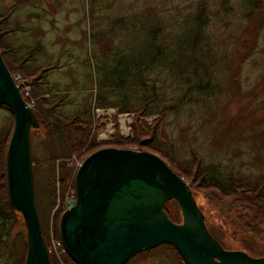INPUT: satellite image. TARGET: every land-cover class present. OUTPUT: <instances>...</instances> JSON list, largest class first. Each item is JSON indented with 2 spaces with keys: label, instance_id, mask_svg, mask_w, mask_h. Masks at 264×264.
Here are the masks:
<instances>
[{
  "label": "rangeland",
  "instance_id": "rangeland-1",
  "mask_svg": "<svg viewBox=\"0 0 264 264\" xmlns=\"http://www.w3.org/2000/svg\"><path fill=\"white\" fill-rule=\"evenodd\" d=\"M17 1L0 0V13L7 12ZM26 1L29 4L23 2L18 5L14 15L10 16L6 30H12L17 22L30 28L26 30L25 26L23 31L13 30L7 36V41L12 47L21 45V56H28L27 72H12L22 95L27 97V102L35 111L42 106L40 102L43 99L34 87V80L39 73L44 72V77L40 79L43 81L41 86L51 94L45 97L48 102L44 107L51 106L52 112L61 118L53 116L52 120L38 113L39 124L31 128L32 155L36 159L33 162L37 178L36 204L49 252L58 264H79L64 249L56 227L59 226L60 231L62 211L74 199L75 193L77 195L76 180L73 184L72 178H76L84 160L97 150L108 147L144 151L141 149L146 146L141 145V141L152 133L155 135L158 128L160 151L173 167L180 170L188 186L192 184L195 188L192 191L189 187L205 216L208 229L231 246L227 249L250 247L264 252V223L257 228L249 226V221L254 225L260 222L255 219L257 212L251 208L253 205L236 198L209 200L200 190H196V177L188 172L196 155L204 164L217 165L226 176L233 174L244 179H264V8H259L247 18L243 13L245 0L207 1L212 7L211 13L219 15L215 23L208 27L213 40L210 50H206L210 57L204 63L209 65L212 74L204 77L199 74L198 78L190 71L182 77L173 75L166 62L164 66L158 67L151 75L150 82L156 83L158 91H162L160 107L165 109L178 103V108L166 109L157 124L155 122L152 127H147L146 122L152 124L156 116L145 118L137 115L136 111L119 113L116 105L105 107L106 104L98 105V101H95L99 80L97 61L100 58L105 60L109 49L120 44V40L123 44L121 38L124 36L125 44H132L131 34L127 32H122L126 33L123 35L108 33L106 16L102 13V7L106 9L108 3L102 6L104 0ZM199 1L139 0V4H144L146 8L155 5L158 9L156 12L165 18L173 16L167 20L178 23L174 29L181 33L182 27L186 26L185 20ZM223 1L230 8L218 14ZM133 2L119 0L117 7L108 11V16L115 18L127 14ZM34 4L42 9H37ZM138 32L137 29L135 34H140ZM33 49L36 51L30 55ZM28 71L31 74L29 76ZM34 71H38V74H33ZM188 76L191 77L190 87L185 83ZM199 80L208 82L210 89L199 91L200 85H194ZM119 91L115 87L112 92L105 91L103 95L116 102L119 100ZM127 91L132 108L138 109L145 92L137 85L130 86ZM183 96L187 99L182 102ZM196 98L199 100H193ZM85 111L87 113L82 114L83 118L89 119L91 123L81 122L76 117L77 113ZM66 122L69 123L66 129L86 137L82 143H73L72 138H66ZM60 124L64 127L62 131ZM14 125L13 112L6 105H0V132L7 134V139H11ZM116 141L117 144L114 143ZM146 149L154 151L155 148ZM69 172L72 176L68 181L66 177ZM166 207L174 222H183V213L176 200L166 201ZM15 211L18 219L8 222V229L13 232L11 239L6 242L15 248L14 257L18 252L17 255L23 258L25 253L27 257L24 245L28 241V232L23 215ZM5 245L0 246V254ZM65 254L71 260H66ZM126 264L186 263L173 245L163 243L138 252Z\"/></svg>",
  "mask_w": 264,
  "mask_h": 264
},
{
  "label": "water",
  "instance_id": "water-1",
  "mask_svg": "<svg viewBox=\"0 0 264 264\" xmlns=\"http://www.w3.org/2000/svg\"><path fill=\"white\" fill-rule=\"evenodd\" d=\"M0 105L15 117L7 152V184L13 207L28 232L26 264H53L36 204L31 128L37 114L26 101L0 52ZM77 202L60 219L65 250L79 264H126L138 252L173 245L186 264H264V256L227 249L180 177L150 151L108 147L87 157L76 174ZM176 200L183 222L166 201Z\"/></svg>",
  "mask_w": 264,
  "mask_h": 264
},
{
  "label": "trees",
  "instance_id": "trees-1",
  "mask_svg": "<svg viewBox=\"0 0 264 264\" xmlns=\"http://www.w3.org/2000/svg\"><path fill=\"white\" fill-rule=\"evenodd\" d=\"M118 1L119 0H104L102 4L103 6L108 3L106 9L102 7V13H104L106 16L108 33H111L113 35H123L126 33L122 32H127L128 35L131 34L130 40L132 44H130L129 46L125 44L124 36L121 38L124 42L123 44L120 40V44H118L112 49H109L110 52L105 60L104 58H100L97 61L96 66L98 70L99 80L96 85L97 88L95 101H98V105L106 104L105 107L116 105V111L119 113L136 111L137 115L141 117L153 118L154 116H156L153 118L154 120L152 119L153 121L152 124H150L151 126L146 122L147 127H152L155 122L157 124V122H159L161 118H163L167 111L166 109H177L178 103L171 104L165 109L164 107H160V101H162V96L160 93L162 91H158V86L156 85V83L150 82V80L152 79L151 75L156 72L158 67L164 66L165 62L169 66L173 75L185 77L186 72L191 71V73H193L196 77L199 78V74H202L203 77L208 74H212L209 65L207 66L204 63V61L207 60V57H210V53L208 54L206 50H210L211 41L213 40L210 33L208 32V27L210 28V26L215 23V20L217 17H219V15H214L211 13L212 7L210 3H208L209 0H200L196 5L195 10L191 11L192 13L195 11V14L193 15L191 13L185 20L186 26L182 27L181 33L179 32V36V33L174 29L176 26L178 27V23L176 24L168 21L171 20V17L173 16H167L165 18L163 17V15H161V13L159 14L156 12L158 9H156L155 5L146 8V6L143 7L144 4H139V0H134V2L131 3L129 12H127V14L117 16L115 18L112 16H108V11L111 8H116L118 5L116 3ZM22 3L29 4V1L18 0L16 4L10 6L7 12L0 13V52L11 72L18 70L23 71L25 74L27 72L26 68L29 67L27 65L28 56L24 54V56H21V45H19L18 47H12L10 44H8L7 36L13 33V30L23 31V29H25L26 27V30H28L30 27L26 24L25 27L23 26L22 22H17L16 24H14V28L12 30H6L9 24L10 16L14 15L18 5H21ZM34 6L37 9H42L41 7L39 8V6L36 4H34ZM229 6L230 5L226 4L225 1H223L221 3L222 9L219 11L218 14H221V12H224V10H228V8H230ZM259 8H264L263 0H245L243 13L245 17L249 18L253 14H255ZM37 9L33 10L36 11ZM99 14L100 13H98V18ZM137 29L139 30L138 33H140L138 35L135 34V31ZM166 33H168L167 37H165ZM178 36L179 38L177 39ZM180 39H183V41H181ZM135 41L139 42L140 45H137ZM35 51L36 49L30 51V55H33ZM176 56L178 57L174 58ZM43 73H39L38 78L36 77L34 80V87L36 88L38 94H40L39 96L43 99L40 102L42 106H39V109H36V111H34L36 112L37 116L38 113H41L45 118L51 117L52 120H54V117H56L57 119H61L58 114L52 112L51 106L47 105L46 107H44L46 102H48L46 100L47 98L45 97L47 95L51 96V94L44 90L41 86L43 81L40 79L44 77V75H42ZM33 74H38V71H34ZM29 75H31L30 72L29 74H27V76ZM190 81L191 77L188 76L185 80V83H187L188 87L192 85L189 84ZM198 84L200 85L199 91L201 92H206L210 89V84L208 82H202L201 80H199V82H196L194 85ZM134 85H137V88L145 92V94H142L145 95V97L143 98V100H140V106L136 110L131 106L132 101L130 100V95L127 91L130 86ZM115 87L120 90V95L118 97L119 100L116 102L103 95V92H112L113 88ZM24 97L26 101H28L25 95ZM186 99L187 97L183 96L182 102ZM197 99L199 100V98L193 100ZM86 113L87 111L77 113L76 117L81 122H85L88 124L91 123L88 122L89 119L83 118V115ZM42 115L39 114V116L41 117ZM88 117L90 118V115ZM138 118L139 117H137V119ZM66 123L67 125L65 128L63 127V124H60L61 131L62 128H64V131L67 133L66 138H72L71 142L73 143H82V141L86 139V137L83 136L82 133L76 134L75 131L71 132L69 129H66L69 125L68 122ZM46 125L49 128L48 124ZM12 130L11 136L13 133ZM152 131L154 132V130ZM159 134L160 130L158 128L155 135L152 133L148 136V138H146V140L141 141V145L146 146L143 147L141 150L150 151L161 156L167 162V164L180 177L183 178V175L181 174L180 170L173 167L166 159V155L160 151L162 149L161 146L158 145V143L160 142L159 140H161L159 138ZM6 137L7 134L0 132V183H2L0 185V190H2V196H0V246H2L4 243L6 244L3 252H1L0 254V264H26V253L25 257L23 256V258H20V254L17 255L18 252L16 254V257H14L16 253L15 248L11 246L10 242H6L7 239H11V235L13 232V230L10 231V229H8V222H16L18 219L16 211L10 200L7 184V152L10 139H7ZM114 143L117 144L118 142L116 141ZM147 147H152L155 149H153L154 151H152L146 149ZM155 150H157L158 152ZM193 159L194 160L192 161V166H190V170H188V172L193 173L196 177V180L198 182V184L196 185V190H200L201 193L204 194L209 200L213 201L231 200V198L240 199L239 201L244 200L247 203L253 205L251 206V208L257 212L255 214V219L260 221L258 224L255 225L252 224L251 221H249V226L252 228H257L261 223H264V206L262 205L264 204V179L262 180V178L260 177L254 179H244L242 176H236L233 174H231L230 176H226V174L223 173L217 165L204 164L202 163V161H200V159H198V156L196 155H194ZM33 162H36L34 156ZM34 173L35 184L37 185L35 169ZM71 176L72 175L69 172L66 177V180L69 181V178ZM72 183H75L74 176L72 178ZM189 187L192 191L195 189L193 188L192 184H189ZM62 212H64V210ZM56 231L58 239L61 240L59 226L56 227ZM211 233L221 242V244L225 248L231 247L230 245H227L225 243L223 238L216 236L214 231H212ZM244 248L245 249L242 250H246L253 256H264L263 251H257L256 249L250 247ZM26 250L27 241L24 245V251L26 252ZM68 255L74 261L73 257L69 253ZM68 255H63L64 258L66 257V260L70 259ZM50 256L53 264H58L53 254H50ZM12 259L13 261H11Z\"/></svg>",
  "mask_w": 264,
  "mask_h": 264
},
{
  "label": "built area",
  "instance_id": "built-area-1",
  "mask_svg": "<svg viewBox=\"0 0 264 264\" xmlns=\"http://www.w3.org/2000/svg\"><path fill=\"white\" fill-rule=\"evenodd\" d=\"M105 136V135H104ZM77 202V195L75 193L74 199L72 198L69 202L68 205L66 206L65 210L71 209L72 207H74L76 205Z\"/></svg>",
  "mask_w": 264,
  "mask_h": 264
}]
</instances>
